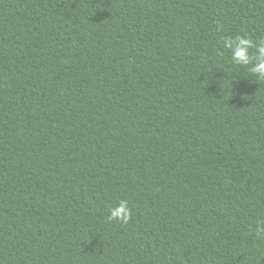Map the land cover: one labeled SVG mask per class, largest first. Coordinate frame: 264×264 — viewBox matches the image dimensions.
<instances>
[{
	"label": "trees",
	"instance_id": "obj_1",
	"mask_svg": "<svg viewBox=\"0 0 264 264\" xmlns=\"http://www.w3.org/2000/svg\"><path fill=\"white\" fill-rule=\"evenodd\" d=\"M237 35L264 0H0V264H264Z\"/></svg>",
	"mask_w": 264,
	"mask_h": 264
},
{
	"label": "clouds",
	"instance_id": "obj_2",
	"mask_svg": "<svg viewBox=\"0 0 264 264\" xmlns=\"http://www.w3.org/2000/svg\"><path fill=\"white\" fill-rule=\"evenodd\" d=\"M224 46L232 49V61L235 64L251 65V71L257 74L258 79H264V40L255 42L253 39L237 35L233 38H225ZM254 49V55L250 54ZM112 217L119 218L122 223H127L132 218V209L127 200H120L112 209ZM257 234H264V222H260L256 228Z\"/></svg>",
	"mask_w": 264,
	"mask_h": 264
}]
</instances>
